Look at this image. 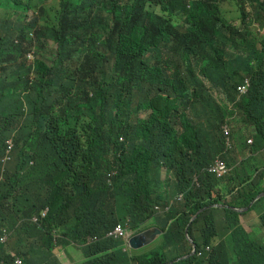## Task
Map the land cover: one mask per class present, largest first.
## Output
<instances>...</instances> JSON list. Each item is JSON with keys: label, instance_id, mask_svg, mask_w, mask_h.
<instances>
[{"label": "trees", "instance_id": "obj_1", "mask_svg": "<svg viewBox=\"0 0 264 264\" xmlns=\"http://www.w3.org/2000/svg\"><path fill=\"white\" fill-rule=\"evenodd\" d=\"M222 1L0 0V231L15 232L26 262L53 264L56 230L66 242L99 236L83 246L84 264H264V242L239 211L224 208L218 244L215 208L192 221L204 207H246L264 191L260 167L228 180L208 171L228 158V119L264 150V37L253 32L264 30V2L249 0L254 19L236 0L240 28ZM181 193L169 211L156 209ZM120 222L164 233L154 248L126 249L107 237ZM14 260L0 245V264Z\"/></svg>", "mask_w": 264, "mask_h": 264}, {"label": "clouds", "instance_id": "obj_2", "mask_svg": "<svg viewBox=\"0 0 264 264\" xmlns=\"http://www.w3.org/2000/svg\"><path fill=\"white\" fill-rule=\"evenodd\" d=\"M55 48H56V46H55ZM52 50H54V49H52ZM27 59H28L29 64H31V65L34 64V61H35V53H34V51L28 53V55H27ZM240 85H248V86L252 85L251 79H250V78H246L245 81H244L242 84H240ZM240 85H239V86H240ZM239 86H238V90H239ZM245 95H246V94H245ZM222 96H223V95H222ZM242 96H243V95H242ZM219 99H220V98H219ZM225 99H226L225 96H223V98H221L220 100H225ZM230 121H232V119H228V120L223 124V130H224V134H225V136H226V141H227V154H228V157H229L230 149H232V148L234 147V141H233V136H232V135H233V133H232V125H231ZM232 122H233V121H232ZM245 131H247V130H245ZM249 132H250L251 135H252V132H251V131H249ZM242 136H243V135H242ZM238 138H241V137H238ZM120 140H124V136H121V137H120ZM249 142H250V143H253L252 146H253V148H254L256 158H255V159H254V158H253V159H250L249 163L246 165L245 168H243V170H238V165H237V164H235L234 166H231L230 163L227 161L228 158H225V157H223V156H218V157L216 158V160H215V161H214V162L208 167V171H209L210 173H212L213 175H215L217 178L221 179V180H228L229 178L236 177V176H234V175H235V173H237V172H238L237 174H243V173L248 169V166H249V165H251V167H252L253 170H255V168H257V167H260V170L264 169V165H261V164H260V159H259V157H258V156H259L258 154H259L261 151H264V150H259V151L256 150V147H255V141H254V137H253V135H252V138L249 139ZM13 152H14V142H13L12 138H9V139L7 140L6 154H5V156L3 157V159H2L4 163H7L8 161H10V160L13 158ZM222 163H225L226 166H227V170H226L225 172L217 171V170H215V171L210 170V167H218V166H220ZM165 171H166V170H165ZM165 171H164V172H165ZM232 171H233V172H232ZM231 172H232L231 176H229V177L226 178V176H228ZM113 174H115V172H111V173H110V176H112ZM237 174H236V175H237ZM165 177H166V176H165ZM238 179H240V178H238ZM234 181H235V180H234ZM232 183H233V182H231V187H234L235 185L233 186ZM241 184H242V179H241L240 185H241ZM240 185H239V186H236V187H240ZM262 193H264V191L261 192L260 194H262ZM260 194H259V195H260ZM259 195H258V196H259ZM258 196H257V197H258ZM257 197H256V198H257ZM262 197H264V195H263ZM262 197L258 198L255 202L253 201L254 203H253V204L251 203L252 205L250 204V205H248V206H246V207L230 206V205L226 204V203H225V200H224L223 203H218V204H215V205H212V206L204 207V208L201 209L196 215H194L192 221H194V220L198 217V215H199L201 212H204V211H206L207 209H210V208H215V209H217V208H219V209L223 210L224 215H225V222H224V223H217V218H216V216H215V215H212V212H211V214H210L211 216L215 217L216 225H217L218 232H219V235L213 238V242H214L215 244H218V243L221 241L222 236L227 232V224H228V223H227L226 212H225L224 208L232 207L233 209L239 211L240 214H241V215H240V219H241V223H242V224H243V222H242V216H244V215L250 213V212L253 211V210H256V211L258 212V214H259V219H260V221L262 222V219H261V217H260V216H261V215H260V209L264 208V203H263V201H262V203H261L259 209H251V208L253 207V205H254L259 199H261ZM184 198H185V194H184V193H181V194L176 198V200H172L170 203H168V204L165 205V206L158 205V206L156 207V209H157L158 211H169V210L171 209V207L176 203V201H179V202L184 201ZM231 198H232V195L229 194V195L227 196V200H231ZM256 198H255V199H256ZM255 199H254V200H255ZM248 207H249V208H248ZM215 209H214V210H215ZM48 210H49V207L44 208V209L42 210V212H41V217L46 216ZM212 211H213V210H212ZM244 211H247L248 213L244 214ZM33 221H38V216L33 217ZM260 221H259V222H260ZM259 222H258V223H259ZM203 224H204V220H202V221L200 222L199 225H200V226H203ZM262 224H263V222H262ZM221 226L224 227V232H223L222 234L220 233V229H219ZM243 226L245 227L244 224H243ZM263 226H264V224H263ZM152 227H159V228H161L160 226H157V225H153V226H151V227H149V228H152ZM149 228H147V229H149ZM245 228H246V227H245ZM147 229H145V230H147ZM161 229H162V228H161ZM145 230H143V231H145ZM246 230H247L248 232L252 233V226H251L250 229H247V228H246ZM143 231H140V232H143ZM162 231H163V229H162ZM140 232H136L134 229L130 228L128 222H120V223H118L113 229H111V230L107 233V237H115V238H121V239H124L125 242H126V249H135V250H139V252H143V251H146V250H149V249H151V248L156 247V246L158 245V241H159L160 237H161L162 234L164 233V231H163L161 234H159V235L156 237V239H155L154 241H152L151 243H149V244H147V245H145V246H143V247H141V248H134V247L131 246V244H130V240H131V238H132L134 235H136V234H138V233H140ZM14 235H15V232H14L12 229H10L9 227H3V228H1V231H0V245H5V246H8V247L10 248V253H11V254L14 256V258H15V260H14V263H15V264H22V262H24L23 264H33L34 261H33L32 263H29V262H26V261H25L26 256L23 254V253L26 251V248H25V247H24L23 250H18V251H16V252H12V247L10 246L11 244H10L9 239L11 240L12 237H13ZM187 235L189 236V228L187 229ZM252 235L254 236L253 233H252ZM254 237H255V236H254ZM61 238H62V237H61V234H60L58 231L54 230V239H53V243H54L55 247H54L53 250H52V252L54 253V255H55L54 250H55V249H58V247H56V246H59V247H60V246L63 245V244H65V245H67V246H71V245L76 244V245L80 246L81 249L83 250V246H85V245H87V244H90V243H92V242H95V241L99 240V236H90V237L86 240V242H83V243H76V242H70V241H67V242H66V241L61 240ZM255 238H257V237H255ZM261 240H262V239H261ZM8 241H9V243H8ZM215 241H217V242H215ZM262 241H263V240H262ZM263 242H264V241H263ZM57 243H60V244L57 245ZM23 246H24V245H23ZM207 249H211V246H207ZM196 252H197V245L194 243V244H193V250H192V252H191L189 255L185 256V257H190V256L196 254ZM83 253H84V251H83ZM199 254L202 255V254H203V251H200ZM17 256H23V260H22V258L17 257ZM180 259H181V258H178L177 261H179ZM85 260H86V256L82 259L83 264H84ZM171 263H174V262H171Z\"/></svg>", "mask_w": 264, "mask_h": 264}, {"label": "rangeland", "instance_id": "obj_3", "mask_svg": "<svg viewBox=\"0 0 264 264\" xmlns=\"http://www.w3.org/2000/svg\"><path fill=\"white\" fill-rule=\"evenodd\" d=\"M262 2H264V0H262ZM241 5H243V2L236 0H223L221 2V6L225 16L230 20V22H234L238 24L240 28L243 27L240 19ZM245 7L247 9V12L251 14L254 19H256L257 15L254 14L255 13L254 6L249 0H246ZM253 32L257 33L262 38L264 37V30H260L257 27V25H253ZM50 49L51 50L55 49V45L53 43L50 44ZM216 96H218V98L220 99L223 98V96L218 92H216ZM230 123L232 125V133H233L232 136L234 141V147L230 149L229 157L227 161L230 163L231 166L237 164L238 170H243V168H245L246 165L249 163L250 159L256 158L255 151L252 146L253 143L249 142V139L252 138V135L249 131H244L243 136L241 138H238L236 124L232 121H230ZM232 172L228 176H226V178L231 176ZM246 213L248 212L244 211V214ZM219 229H220V233L222 234L224 232V227L221 226ZM252 233L254 234L255 237L262 239L264 241V226L261 221L259 223H254L252 225ZM58 244L60 243H57V245ZM10 246L13 247L12 244ZM56 247H58L59 249V246ZM70 248H71V252L69 256L71 258V261L68 264H83L82 259L84 253L81 247L74 244L71 245ZM17 257H20L23 260V256H17ZM23 263L24 262H22V264Z\"/></svg>", "mask_w": 264, "mask_h": 264}, {"label": "crops", "instance_id": "obj_4", "mask_svg": "<svg viewBox=\"0 0 264 264\" xmlns=\"http://www.w3.org/2000/svg\"><path fill=\"white\" fill-rule=\"evenodd\" d=\"M260 164L264 165V151H261L259 154ZM238 173V172H237ZM234 176H236V174ZM164 176H167V171L164 172ZM241 182L240 179H236L233 181L232 185L239 186ZM262 185H264V180ZM212 215H215L217 218V223H224L225 222V215L223 210L217 208L212 211ZM260 221L259 214L256 210L251 211L250 213L242 216V222L247 229H250L254 223H258ZM10 244L13 245L12 252H16L18 250H23L24 246L20 243V240H17V237L14 235L10 240ZM55 255L53 257L49 256L48 260L53 264H68L70 262V246L65 244L61 245L59 249L54 250ZM33 264H41V260H34Z\"/></svg>", "mask_w": 264, "mask_h": 264}, {"label": "water", "instance_id": "obj_5", "mask_svg": "<svg viewBox=\"0 0 264 264\" xmlns=\"http://www.w3.org/2000/svg\"><path fill=\"white\" fill-rule=\"evenodd\" d=\"M264 195V193L260 194L255 200L254 202L262 197ZM252 202V204L254 203ZM251 204V205H252ZM249 208V207H248ZM163 231L161 228L159 227H152L149 228L143 232H140L136 235H134L131 240H130V244L132 247L134 248H141L149 243H151L152 241H154L156 239V237L161 234Z\"/></svg>", "mask_w": 264, "mask_h": 264}, {"label": "built area", "instance_id": "obj_6", "mask_svg": "<svg viewBox=\"0 0 264 264\" xmlns=\"http://www.w3.org/2000/svg\"><path fill=\"white\" fill-rule=\"evenodd\" d=\"M239 92L241 95H245L249 92V86L248 85H240L239 86ZM210 170L212 171H222L225 172L227 170V166L225 163H222L220 166L218 167H210Z\"/></svg>", "mask_w": 264, "mask_h": 264}]
</instances>
